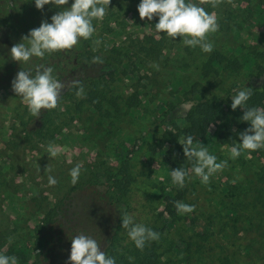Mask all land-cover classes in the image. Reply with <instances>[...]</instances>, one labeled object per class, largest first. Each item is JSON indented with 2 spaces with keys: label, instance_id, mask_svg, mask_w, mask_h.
I'll list each match as a JSON object with an SVG mask.
<instances>
[{
  "label": "rangeland",
  "instance_id": "374dc122",
  "mask_svg": "<svg viewBox=\"0 0 264 264\" xmlns=\"http://www.w3.org/2000/svg\"><path fill=\"white\" fill-rule=\"evenodd\" d=\"M119 1L122 7L116 8L111 21L113 33L107 40L120 44L155 37L166 43L160 60L142 69V76L148 83L140 104L129 107L123 101L138 86L136 80L121 83L117 86V92L122 95L119 114L99 118L86 104L83 112L74 113V119L62 127L55 142L27 147L19 133L16 135L18 130H14V127L20 130L18 117L26 105L11 87L0 89V218L13 226L14 245L27 247L31 243L36 223L61 194L73 165L91 163L98 157L115 164L117 145L132 138L139 144L133 160L136 180L129 197L128 213L136 222L160 232V264H264V220L260 227L261 214L255 215L262 205H256L254 199L243 204V210L239 205L244 201L241 192L246 188L251 190L252 182L264 186V154L260 151L250 156L242 153L231 160L228 145L219 147L196 138V142L217 156L218 162L228 160L227 167L210 177L207 185L195 177L185 183L186 204L194 206L192 212L178 215L172 226L162 217L164 191L173 188L177 192L168 166L169 142L162 145V141L168 130L177 131L173 126L175 121L180 127L184 126L185 111L191 105L181 103L180 94L187 90L188 97H193V93L195 96H224L232 86H248L260 79L257 63L251 68L243 67L238 73L221 75L214 72L206 75L204 63L216 50L226 59L239 58L243 62L254 49L264 50V0L255 1L253 15H249L245 2L233 7L232 15L223 12L224 8L219 5L209 10L217 16L218 24L231 17L229 30L219 28L209 35L214 46L211 53H203L198 47H186L179 37L172 40L157 33L154 24L158 18L148 21L139 17L140 0ZM261 12L262 16L256 15ZM41 22V19L33 21V27ZM101 31L99 23L96 29L99 37ZM61 84L63 93L66 88L64 82ZM162 104L167 105L165 110L161 109ZM175 105L177 107L170 111ZM91 115L96 116L92 118ZM50 149L55 150L57 156L51 157ZM49 175L56 178V185H48ZM237 207L238 213H233ZM207 223L210 228L205 227ZM121 236L124 243L131 242L124 229ZM180 244L185 248L180 250Z\"/></svg>",
  "mask_w": 264,
  "mask_h": 264
},
{
  "label": "trees",
  "instance_id": "16d2710c",
  "mask_svg": "<svg viewBox=\"0 0 264 264\" xmlns=\"http://www.w3.org/2000/svg\"><path fill=\"white\" fill-rule=\"evenodd\" d=\"M255 1L257 0H221L219 6L224 8L223 12L232 15V8L245 2V9L249 10V15H253ZM70 3L71 0L65 7L70 6ZM225 4L228 6L224 7ZM121 7L122 2L119 0H110L104 18L99 22L94 21L96 29L101 23L100 37L95 32L92 38L81 39L71 50L46 55L43 59L32 58L28 64L20 65L11 59L10 48L34 28L33 21L41 19L50 22V17L58 9L45 5L42 10H38L34 0H0V89L11 87V81L18 71L31 70L35 74L36 67L41 64L52 67L53 76L64 82L66 88L58 100L57 108L42 110L39 117H33L25 107L19 115L20 130L17 127H14V130H18L16 135L19 133V138L25 141L27 147L55 142L62 127L74 119V113L83 112L86 104L92 114L99 118L119 114L122 110V95L117 92V86L121 83L136 80L138 86H135L133 92L123 101L129 107L141 103L142 97L145 96V84L148 83L142 76V69L160 60L166 43L163 39L158 40L155 37L137 42L124 41L120 44L112 39L107 40L113 33L111 21L116 15V8ZM205 7L206 11L213 9L207 5ZM259 14L262 16L263 12L256 13ZM230 19V16L227 17L225 22L219 24V28L229 30ZM94 57H99V61H94ZM245 57L244 62L239 58L226 59L221 51L216 50L204 63V72L206 75L212 72L216 75L233 71L238 73L243 67L251 68L257 63V76L260 79L248 85L252 90L248 106L264 108V50L254 49L253 53L249 52ZM81 86L83 94L78 97L76 92ZM237 87L229 88L224 96H195L192 92L193 97H188L189 91H182L181 103H191L185 111L184 126L180 127L175 121L173 126L177 131L168 130L162 141V145L169 142L167 153L171 170L179 167L189 170L191 167L179 143L187 135L193 136L194 143L196 138H200L219 147L239 142L238 133L247 129L249 124L240 119L243 109L237 107L233 111L230 107V98ZM166 106L162 104L160 107L165 110ZM175 107L177 105L169 110H174ZM96 115L91 116L94 118ZM138 144H135L132 138L120 142L117 145L115 164L101 157L91 163L81 164L78 182L73 185L70 178L68 179L60 191L61 194L36 223L31 243L27 247L14 245L13 226L4 218H0V254L15 257L17 264H69L70 238L78 232H84L97 239L101 251L114 256L116 264H160V232L156 231L159 233V239L147 243L143 250H138L132 241L124 243L121 236V217L130 210L129 197L136 180L133 160ZM256 151L264 154V149ZM230 182L234 183V180ZM174 188H177L176 193L173 188L163 193L165 210L162 217L168 226L174 225V220L178 217L175 203L188 201L187 189L176 185ZM250 189L246 188L241 192L244 201L239 205L243 210V204L246 205L251 199L255 200L256 205L261 203L262 209L255 215L261 214L259 226L262 227L264 186L262 183L258 185L252 182ZM1 206L0 201V209ZM238 207L235 210L232 208L233 213H238ZM205 227L210 228V225L207 223ZM178 248L182 250L185 247L180 244Z\"/></svg>",
  "mask_w": 264,
  "mask_h": 264
},
{
  "label": "clouds",
  "instance_id": "9594fccd",
  "mask_svg": "<svg viewBox=\"0 0 264 264\" xmlns=\"http://www.w3.org/2000/svg\"><path fill=\"white\" fill-rule=\"evenodd\" d=\"M221 0H140L137 11L141 19L158 22L154 24L157 33L166 38L176 40L180 38L182 44L189 48H199L203 53L213 51V43L209 35L218 28L217 16L206 11V5L216 8ZM110 0H34L36 9L42 10L45 5L58 9L50 17V22L42 21L36 28L30 29L28 34L14 44L9 54L13 61L28 64L32 58L43 59L46 55L62 50H71L78 42L88 40L96 32L94 21H101L109 9ZM99 43V40L96 41ZM99 61V57H94ZM60 81L53 76V68L43 64L38 65L35 74L31 70H20L11 81V89L26 105L27 111L33 117H39L42 110L57 108L62 93ZM83 94V87H79L76 95ZM252 90L246 85L238 86L231 96L230 107L234 111L237 107L243 109L240 119L249 127L238 133L239 142L228 147L229 159L236 160L242 153L251 155L258 149H264V108L249 107L248 101ZM183 154L191 165L189 170L179 167L171 170V181L177 187H184L193 177L199 178L203 185H207L210 177L223 171L228 160H220L215 154L199 141L194 144V138L187 135L181 142ZM55 150H49L51 157L57 156ZM82 165L77 163L69 169L70 183L75 185L81 175ZM49 186L57 184L54 176L47 177ZM192 205L176 202L178 215L193 211ZM121 228L138 250L145 245L159 239V233L144 223H138L132 214L124 213L121 217ZM69 264H116L114 256L101 251L97 239L84 232H78L71 238ZM0 264H17L16 258L0 254Z\"/></svg>",
  "mask_w": 264,
  "mask_h": 264
}]
</instances>
